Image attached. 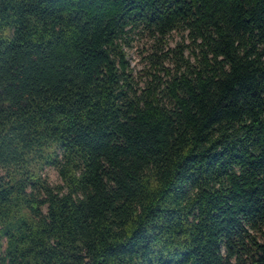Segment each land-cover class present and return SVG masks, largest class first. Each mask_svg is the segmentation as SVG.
<instances>
[{"label": "trees", "instance_id": "trees-1", "mask_svg": "<svg viewBox=\"0 0 264 264\" xmlns=\"http://www.w3.org/2000/svg\"><path fill=\"white\" fill-rule=\"evenodd\" d=\"M0 264H264V0H0Z\"/></svg>", "mask_w": 264, "mask_h": 264}, {"label": "rangeland", "instance_id": "rangeland-1", "mask_svg": "<svg viewBox=\"0 0 264 264\" xmlns=\"http://www.w3.org/2000/svg\"><path fill=\"white\" fill-rule=\"evenodd\" d=\"M187 43L188 39L184 40V35L180 32L174 31L167 36V41L160 44L157 38L152 34L143 31L142 28H132L126 38L124 47L128 54L131 67L133 68L136 82L138 85H143L144 81L148 78L149 71H155L153 67L154 52L162 53L174 48L178 43ZM172 53H170L171 55ZM168 57V56H166ZM165 57V58H166ZM171 57L163 60L165 67L172 65ZM44 175L47 177L49 183L53 186L62 184V176L55 166H47Z\"/></svg>", "mask_w": 264, "mask_h": 264}]
</instances>
